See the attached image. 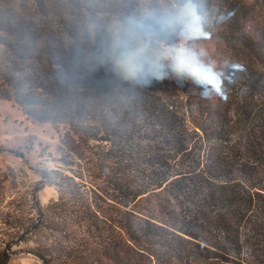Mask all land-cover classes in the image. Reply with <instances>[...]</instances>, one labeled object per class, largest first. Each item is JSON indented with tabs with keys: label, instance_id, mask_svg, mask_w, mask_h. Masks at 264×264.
<instances>
[{
	"label": "rangeland",
	"instance_id": "374dc122",
	"mask_svg": "<svg viewBox=\"0 0 264 264\" xmlns=\"http://www.w3.org/2000/svg\"><path fill=\"white\" fill-rule=\"evenodd\" d=\"M224 1L215 0L209 11L214 14ZM164 2L178 0H160ZM126 5V0H0V77L13 76L26 109L44 119L27 115L9 97L17 89L0 83V237L14 232L4 221L11 223L19 212H28V194L40 179L39 171L58 170L74 174L106 200L121 201L138 215L177 225L218 252L245 264H264V139L257 132V137L244 135L239 128L223 140L213 138L212 126L231 124L235 118L231 112L230 117L223 115L230 107L229 82L224 96H214L171 76L167 68L144 86L118 73L114 58H126L129 66L142 64L157 45L142 42L125 24L123 14L135 6ZM162 9L169 28L173 16ZM109 24L116 25L121 39L115 51ZM237 25L243 49L261 45L253 14ZM121 26L130 29L127 35L119 31ZM212 29L209 58L229 75L230 48L223 31ZM190 43L197 49L207 44ZM163 76L169 87L161 91ZM160 106L171 114L168 127ZM146 107L150 111L144 112ZM68 113L77 114L84 129L118 126L128 137L113 138L119 145L88 141L63 122ZM163 126L165 141L160 142ZM178 137L185 146H173ZM117 185L128 194H121ZM37 196L45 206L57 190L45 185ZM198 196L205 205H197ZM216 197L220 202L212 200ZM31 247V241L19 243L8 264H42L26 252Z\"/></svg>",
	"mask_w": 264,
	"mask_h": 264
},
{
	"label": "trees",
	"instance_id": "16d2710c",
	"mask_svg": "<svg viewBox=\"0 0 264 264\" xmlns=\"http://www.w3.org/2000/svg\"><path fill=\"white\" fill-rule=\"evenodd\" d=\"M214 2L203 0L208 10ZM126 3L128 5L125 8H132L136 4H132L131 0H126ZM137 3L133 11L124 13L123 17L125 24L142 38V42L157 44L164 39L169 43L176 42L173 33L165 27L166 16L160 0H137ZM222 4L214 12L212 25L223 31L224 43L230 48L233 58L228 63V89L231 91L226 94L230 107L223 115L230 117L231 112L235 118L231 124L222 122L219 127L212 126L210 131L215 140H223L232 129L238 128L244 135L256 136L257 132L264 139V0H226ZM248 14H253L257 19L261 44H249V52L243 49L237 36V24ZM166 79L163 76L161 84H158L161 91L169 87ZM0 83H8L17 89L16 80L9 74H2ZM14 92L9 97L31 118L43 122L44 119H39L26 109L24 102L17 96L18 89ZM133 102L137 103L138 100ZM143 111L148 112L150 108L146 107ZM158 111L165 122L164 126L168 127L166 122L170 112L161 106ZM62 120L74 133L86 136L88 141L119 145L113 138L128 137L118 126L111 130L84 129L77 114L68 113L67 119ZM135 124L132 123L133 126ZM166 127L159 132L160 142L165 141L163 134L166 133ZM181 133L184 134H178ZM177 139L179 141L173 146H185L184 138ZM186 149L184 147L183 150ZM39 177L36 186L28 194V212L25 215L19 212V216L12 217L11 223L4 221L14 232L7 237H0V264H8L10 256L17 250L15 247L27 241H31L33 247L26 252L36 256L42 264H245L199 242L177 225L156 222L136 214L121 201L106 200L98 191L76 180L74 174L42 169ZM45 185L55 187L57 197L42 206L37 193ZM116 188L120 189L121 194H128L126 187L117 185ZM197 200L198 206L205 205L203 196H198ZM212 200L220 202L221 199Z\"/></svg>",
	"mask_w": 264,
	"mask_h": 264
},
{
	"label": "clouds",
	"instance_id": "9594fccd",
	"mask_svg": "<svg viewBox=\"0 0 264 264\" xmlns=\"http://www.w3.org/2000/svg\"><path fill=\"white\" fill-rule=\"evenodd\" d=\"M161 6L170 11L174 19L169 24L173 32L175 43L158 42L150 49L151 58L142 64L129 66L126 58H114L115 70L125 79L144 86L150 83L161 68H167L169 74L177 79L191 81L204 89V92L214 96L225 95V85L230 77L223 66H218L211 60L209 49L213 47L214 30L212 20L214 14L205 8L203 0H178V2H164ZM113 51L121 44L115 24H109ZM126 35L130 29L122 26L119 29ZM192 40L207 42L198 49L191 45Z\"/></svg>",
	"mask_w": 264,
	"mask_h": 264
}]
</instances>
